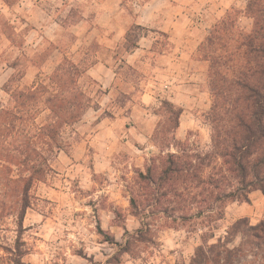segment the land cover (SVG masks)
<instances>
[{
	"label": "rangeland",
	"instance_id": "rangeland-1",
	"mask_svg": "<svg viewBox=\"0 0 264 264\" xmlns=\"http://www.w3.org/2000/svg\"><path fill=\"white\" fill-rule=\"evenodd\" d=\"M44 1L51 7L56 5L53 8L60 11L55 14L59 26L52 25L57 33L54 38L44 34L47 20L40 11L35 13L36 23L30 22L25 6L27 0L10 4L0 0V109H11L12 95L18 91L38 84L50 88L46 77L63 57L81 70L93 61L89 52L98 46L87 49L84 38L74 34L73 24L79 5L64 8L52 0ZM201 1L196 0L193 12L206 18L205 10L208 9ZM241 1L243 9L232 7L223 18L210 25L208 32L223 19L227 24L234 21L235 30L250 31L253 20L246 8L251 0ZM125 8L130 10L132 6L126 3ZM67 11L73 15H67ZM141 33L136 27L131 28L123 48H128ZM157 42L164 46L166 40L159 36ZM123 48L115 50L114 60L110 63L118 62ZM203 55V51L197 49L196 58L201 60ZM207 65L205 62L200 89L208 92L211 103ZM121 73L128 74L129 70L123 68ZM130 75L142 77V82L151 78L149 74L136 71ZM78 86L90 98L89 108L73 126L58 129L60 151L48 158L51 171L31 187L30 208L26 211L21 234L27 249L23 261L27 264H180L189 262L196 247L216 243L219 238L224 242L232 223L220 221V212L216 209V212L207 213L206 206L196 203L199 198L193 196L198 189L187 192L191 200L188 197L178 200L170 194L164 196V183L158 190L138 178V173L145 172L148 166L154 170L161 167L166 155L160 152L165 150L164 146H169V132H162L157 138L153 135V145L157 149H149L147 153L137 149L142 147V138L134 140L135 145L122 137H115L107 147L95 145V119L112 116L117 112V106L125 101L116 98L107 110L95 114L98 103L103 100L101 90L85 75L79 79ZM49 92L55 94L58 91L50 88ZM69 92L76 94L72 90L65 93ZM159 112L167 127L172 128L175 109L164 105ZM48 113L42 109L34 120L35 124H48ZM206 114L200 115L202 130L191 131L183 141L174 142L173 153L184 151L183 155L190 157L210 151L211 132ZM220 163L221 160L217 165ZM14 172H18L16 168ZM205 172V177L211 173L209 170ZM131 198L136 204L134 208L129 202ZM156 199L159 200L157 203ZM179 202H184L182 205L185 206H178ZM198 212L201 215L197 217ZM256 218L257 222L264 221V213ZM5 224L6 230L1 232L0 240L9 244L16 235V226L12 219ZM239 242L237 236L229 246ZM0 255L4 254L0 252ZM247 261H253V258L248 257Z\"/></svg>",
	"mask_w": 264,
	"mask_h": 264
},
{
	"label": "trees",
	"instance_id": "trees-1",
	"mask_svg": "<svg viewBox=\"0 0 264 264\" xmlns=\"http://www.w3.org/2000/svg\"><path fill=\"white\" fill-rule=\"evenodd\" d=\"M3 1L10 4L16 0ZM246 10L253 20L250 31L235 30L234 21L227 24L223 19L198 47V52L204 53L201 60L208 64L210 151L190 157L184 156V151L167 153L158 170L148 166L138 173L141 181L158 190L164 183V196L170 194L178 200H191L187 192L198 189L193 196L199 198L196 203L206 206L207 213L216 209L219 219L227 203L248 202V193L254 190L264 195V0L249 1ZM135 47L134 41L126 51ZM84 75L85 70L63 57L46 77L50 88L58 92L51 94L47 85L38 84L12 95L11 109H0V234L6 230L7 220L12 219L16 226L11 243L0 240L4 254L0 264H27L21 234L30 208V190L51 171L48 158L60 151L58 129L73 126L89 108L90 98L78 86ZM68 90L76 94H66ZM164 105L175 109L174 127L180 110ZM42 109L48 110L50 122L37 126L34 120ZM174 142L178 141L170 137L168 145ZM207 170L211 173L205 177ZM129 202L136 206L133 198ZM200 215L198 212L197 217ZM226 234L224 242L219 238L216 243L198 246L189 262L180 264H264V221L250 225L247 219H238ZM237 236L240 242L229 246ZM248 257L253 261L248 262Z\"/></svg>",
	"mask_w": 264,
	"mask_h": 264
},
{
	"label": "crops",
	"instance_id": "crops-1",
	"mask_svg": "<svg viewBox=\"0 0 264 264\" xmlns=\"http://www.w3.org/2000/svg\"><path fill=\"white\" fill-rule=\"evenodd\" d=\"M52 1L64 8L79 5L73 24L74 34L84 38L87 49L98 46L89 52L93 61L85 66V76L101 90L103 99L98 103L95 114L107 110L116 98L125 101L117 106V112L112 116L95 119V145L107 147L115 137L125 138L127 143L135 145L134 140L142 138V147L137 149L147 153L149 149H157L153 145V135L161 130L170 132L169 136L175 141H183L191 131L202 130L200 115L209 111L210 96L206 90L200 89L205 62L196 58L198 45L210 25L223 18L229 9L235 6L243 9L241 0H202L208 9L205 10L206 18L193 12L196 0ZM47 3L44 0H27L26 12L34 24L37 10L47 21L50 20L46 21L44 34L54 38L57 33L52 25L59 26L55 22V14L60 11L53 8L56 5L51 7ZM126 3L131 4L130 10L125 8ZM68 14L73 15L70 11ZM134 27H140L142 33L137 35L136 47L127 52L123 47ZM159 36L165 38L164 46L157 42ZM119 47L123 48V55L117 63H110ZM123 68H127L129 73L122 74ZM135 71L149 74L150 80L142 82V77H132L130 74ZM165 102L180 110L172 128L167 127L159 112ZM173 152L171 144L160 153ZM141 160L145 161L142 157ZM263 213L264 195L254 190L248 193V202L227 203L220 221L231 224L245 218L250 225H255L256 216Z\"/></svg>",
	"mask_w": 264,
	"mask_h": 264
}]
</instances>
